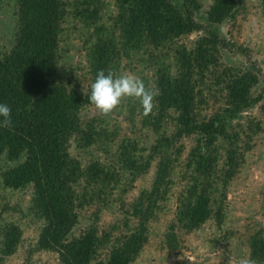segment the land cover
Returning a JSON list of instances; mask_svg holds the SVG:
<instances>
[{
  "label": "trees",
  "instance_id": "trees-1",
  "mask_svg": "<svg viewBox=\"0 0 264 264\" xmlns=\"http://www.w3.org/2000/svg\"><path fill=\"white\" fill-rule=\"evenodd\" d=\"M111 1L107 27L86 5L70 11L64 0H13L12 43L0 51V103L11 107L13 120L11 130L0 128V191L29 190L28 212L39 223L35 249L55 253L60 264H133L157 233L176 185L180 191L162 236L168 250L182 235L211 223L221 228L228 182L250 148L243 139L258 130L253 120H238L262 99L259 77L224 62L232 45L218 32L240 15L239 1ZM69 18L90 32L84 94L53 80L59 33ZM194 32L202 35L191 44L176 43ZM133 63L136 74L148 72L141 76L145 86L158 91L148 116L138 102L126 100L125 106L129 121L149 134L143 142L151 140L149 146L138 136L118 140L106 117L80 118L83 109H95L89 96L97 72L120 74L121 64ZM73 149L90 155L84 165ZM149 172L148 186L124 206L128 188ZM112 201L121 203V216L99 230L97 216ZM93 204L101 208L72 236L81 210ZM260 230L246 242L248 254L264 261ZM1 231L0 260L14 253L20 238L14 224Z\"/></svg>",
  "mask_w": 264,
  "mask_h": 264
},
{
  "label": "rangeland",
  "instance_id": "rangeland-1",
  "mask_svg": "<svg viewBox=\"0 0 264 264\" xmlns=\"http://www.w3.org/2000/svg\"><path fill=\"white\" fill-rule=\"evenodd\" d=\"M67 8L80 9L89 6L88 9H96L99 24L109 25L108 20L114 14V5L111 0H64ZM180 3V0H173ZM244 9L234 21L225 22L218 27V32L232 45L231 54H225V63L232 66L243 65L255 70L259 77V85L256 93L261 92L262 99L252 109L244 112L239 123L253 120L258 130L252 139H243L249 145V151L243 154L238 168L230 178L223 202L225 213L224 225L217 228L213 223L200 229L196 233L182 235L178 246L174 251L168 250L162 243V236L166 226L172 220V210L175 206L176 193L180 186L173 188L169 196L164 216L157 224V233L149 240L142 253L133 264H238L240 258L247 256V238L260 230L264 235V0H237ZM206 2V0H205ZM84 3V4H83ZM206 4V3H205ZM205 4L203 9H205ZM14 3L13 0H0V51L8 48L12 43L14 26ZM108 27V26H107ZM59 33L58 61L53 80L72 88L79 94H84L89 87L90 80L87 72V54L89 42H87L89 30L83 27L78 19H68L62 24ZM202 33H191L176 41L178 44H191ZM134 63L130 66H120V74L132 73L141 78L149 77L146 70L136 74L138 69ZM126 100L114 114L104 118L108 128L114 129L117 139L124 137H140L143 143L149 134L138 129L136 122L129 121ZM93 117H102L93 107H88L80 112L83 121ZM236 120L231 121L234 126ZM246 126L242 129L244 130ZM235 129V128H234ZM138 136V137H137ZM150 142L147 145L149 146ZM190 142L184 143L188 148ZM72 155L81 164L90 158L86 153L71 150ZM95 155V152L92 151ZM99 155V154H98ZM92 156V155H91ZM96 156V155H95ZM97 157V156H96ZM100 160L101 157H99ZM151 173L138 178L123 196L124 206L137 195L140 187L148 186ZM29 190L0 191V241L2 229L11 223L20 230L19 243L8 257H3L0 264H60L55 253L36 250V238L39 231V223L28 212ZM113 202V201H112ZM107 207L101 208L95 204L84 208L80 212L77 225L72 229V236H78L83 229L93 220V212L101 208L95 225L99 230L108 229L113 224L121 203L113 202ZM106 208V209H105ZM116 234V233H115ZM227 235V242H212L213 237L221 238Z\"/></svg>",
  "mask_w": 264,
  "mask_h": 264
},
{
  "label": "clouds",
  "instance_id": "clouds-1",
  "mask_svg": "<svg viewBox=\"0 0 264 264\" xmlns=\"http://www.w3.org/2000/svg\"><path fill=\"white\" fill-rule=\"evenodd\" d=\"M158 91L147 88L143 80L132 74H117L116 71L100 70L91 85L89 100L95 106L98 114L108 117L122 105L125 100L138 102L143 115L148 116L157 106ZM0 128H13L12 109L6 103H0ZM238 264H264V261L254 259L249 253L239 259Z\"/></svg>",
  "mask_w": 264,
  "mask_h": 264
}]
</instances>
